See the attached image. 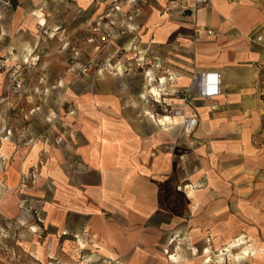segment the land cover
Here are the masks:
<instances>
[{"label": "crops", "instance_id": "crops-1", "mask_svg": "<svg viewBox=\"0 0 264 264\" xmlns=\"http://www.w3.org/2000/svg\"><path fill=\"white\" fill-rule=\"evenodd\" d=\"M0 1L4 63L11 56L5 59L2 41H36V22L16 0ZM166 1L145 0L134 16L144 51L156 55L148 70L166 79L156 83L159 112L146 102L147 90L139 110L131 93L129 117L116 118L119 90L103 91L97 115L83 117L92 131L79 116L75 130L64 121V136H40L46 141L38 143L37 136L21 135L20 145L8 138L11 147L4 152L1 146V157L10 159L5 188L17 190L20 208L44 209V224L29 219L43 239L30 245L36 256L70 262L78 246L95 262L206 264L210 249L226 264H264V43L248 38L264 22V5L212 0L200 7L187 0L188 7L165 13ZM185 8L188 16L180 17ZM134 39L118 34L115 41ZM205 70L221 72L222 94L186 103L177 92ZM171 107L197 117L193 133L185 134L181 123L168 129L157 123L173 117ZM104 124L105 150L95 132Z\"/></svg>", "mask_w": 264, "mask_h": 264}, {"label": "rangeland", "instance_id": "rangeland-1", "mask_svg": "<svg viewBox=\"0 0 264 264\" xmlns=\"http://www.w3.org/2000/svg\"><path fill=\"white\" fill-rule=\"evenodd\" d=\"M16 1L27 11L26 18L34 19L33 12L41 11L46 25L41 26L35 21L33 37L36 41L1 43L2 53L6 52L5 59L11 56V61L2 63L0 56V264H112L111 260L93 261L80 252L78 246V255L70 262L64 263L60 255L36 256L30 245L43 239L38 238L39 229L32 228L29 219L33 217L39 224H44V209L28 205L20 208L17 190L5 188L10 159L3 160L1 146L6 138L14 145H20L18 138L21 135L37 136V140L43 141L46 139L40 136L58 137L66 132L64 121L75 130L74 117L97 115L96 101L104 97L99 95L103 91L119 90L121 109L112 114L116 118L129 117L130 106L127 105L131 93L135 96L132 107L139 110L143 102L141 94L148 90L145 72L156 64V55L144 51L135 19L132 22L137 26L136 30L127 34L135 38L132 44V41H100L93 25L96 17L105 15L110 0L82 4L78 0ZM184 6H189L187 0H167L161 10L170 13ZM14 12L13 9L10 14ZM187 12L185 8L179 16L186 17ZM103 23L108 25V18ZM16 80L22 84L19 93L13 90ZM152 110L159 109L155 106ZM71 111L76 114L69 115ZM218 260L213 258L210 264H220L222 261ZM228 262L225 260L221 264Z\"/></svg>", "mask_w": 264, "mask_h": 264}, {"label": "built area", "instance_id": "built-area-1", "mask_svg": "<svg viewBox=\"0 0 264 264\" xmlns=\"http://www.w3.org/2000/svg\"><path fill=\"white\" fill-rule=\"evenodd\" d=\"M255 1L264 5V0ZM110 2L111 5L107 12L104 13L105 15L98 16L93 25V28L102 43L115 41L118 34L127 35L135 30V28H131L130 23L133 21L134 16L139 14L145 0H110ZM194 2L196 6L200 7H209L212 4V0H194ZM193 10H195V8H193ZM115 17H117V20ZM105 18H108L109 20L108 25L103 23ZM208 33L209 35H220V33L215 30H209ZM248 38L250 41L255 43H264V22L261 27L255 33L249 35ZM151 77H153L155 81H152ZM145 79L147 84L151 81L153 83L159 82V84H161L163 78L157 79L153 71L148 70L145 72ZM15 82L17 83H15L13 90L15 93H19L21 91L22 84L17 80ZM177 93L181 95L182 99L186 103L190 102L194 97L204 99L216 98L222 94V74L217 70H205L198 72L192 77L190 84ZM148 98L149 100H146V102L151 103V108L155 106L159 107L158 105L161 104V101H158L151 93H149ZM167 112H169V114L173 117L181 116L183 118L181 121V127L185 134H191L196 130L198 125L197 117L187 116L184 110L174 109L172 107L171 109H168ZM3 160L5 159L3 158ZM166 252L168 253L169 250H166Z\"/></svg>", "mask_w": 264, "mask_h": 264}, {"label": "bare ground", "instance_id": "bare-ground-1", "mask_svg": "<svg viewBox=\"0 0 264 264\" xmlns=\"http://www.w3.org/2000/svg\"><path fill=\"white\" fill-rule=\"evenodd\" d=\"M33 17H34L35 21L39 25H41V26H45L46 25V19H45L43 13H41V11L37 10V11L33 12ZM120 71H121V69H120ZM151 79H152V81H155V79H153V77H151ZM152 81L148 83V92L153 94L158 101H161L160 100L161 97H162L161 90L156 85V83H153ZM165 81H166V79L163 78L162 82H165ZM182 119L183 118L181 116H176V118H175V117H171L169 115L156 118L157 123L160 126H163L164 128H167V129L172 123H176V125H180ZM82 121L85 123V129L92 131L93 127L91 126V124L89 122H87V120L84 119V118L82 119ZM104 126H105V128H104L103 132L98 133L97 130H95V132L97 134L96 143H99L98 140H100L101 141L100 143L103 144L104 150H105V149H107V146L109 145V142H108V138H107L106 124H104ZM90 136L92 138L91 134H90ZM2 147H3V151L4 152L6 151V148L11 147V143L8 140V138L3 140ZM37 147H38V144L35 145L34 149H37ZM232 244H233V247L237 246V242H235V241ZM226 251H229V250L226 249ZM210 252H211L210 249L206 250V253L208 254L206 256V258H207V261L205 262L206 264L210 263L212 261V259H213L212 256L210 255ZM244 255L248 256L249 255V251H245ZM234 258H236V256H234Z\"/></svg>", "mask_w": 264, "mask_h": 264}]
</instances>
